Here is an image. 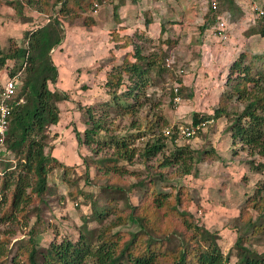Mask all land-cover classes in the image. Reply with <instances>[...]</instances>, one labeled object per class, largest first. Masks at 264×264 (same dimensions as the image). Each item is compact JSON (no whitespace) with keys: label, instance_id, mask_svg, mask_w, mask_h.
<instances>
[{"label":"trees","instance_id":"16d2710c","mask_svg":"<svg viewBox=\"0 0 264 264\" xmlns=\"http://www.w3.org/2000/svg\"><path fill=\"white\" fill-rule=\"evenodd\" d=\"M103 0H13L18 15L25 16L26 11L33 10L49 15L46 23L25 33V44L18 45L10 40V48L4 52L0 45V67H7L8 77H17L18 96L25 102L16 107L10 117V128L5 141V149L12 154L14 160L0 157V221L2 223L14 219L16 213L25 215L29 205L35 201L45 202L50 185L49 173L63 163L51 154L47 140L50 139L52 127L61 121L60 104L69 101V95L51 85H57L60 70L54 62L53 51L60 48L66 40L65 20L76 18L95 10V5ZM100 4V5H102ZM119 5L114 9L118 15ZM226 13L232 14L231 21H236V14L243 17L241 7L236 0H220L217 10L210 2L206 14L207 27L215 26L218 18ZM144 31L136 30L132 35L121 36L114 32V42L123 44L121 49L133 47L119 64L107 74L105 87L110 100L98 108L91 106L86 109L87 120L84 118L85 130L75 128L79 145H93L104 131L109 132L107 119L113 114L118 116H136L148 105V88L155 84L154 72L160 76L166 71L169 59L163 48L158 53H146L143 35L149 32L154 23L149 12H145ZM89 17V16H88ZM86 18L94 25L93 18ZM65 19V20H64ZM264 16L260 17V20ZM86 20V21H87ZM259 20V22H260ZM174 22H169V25ZM162 26V34L167 28ZM123 28H121L122 30ZM170 33V31L168 30ZM262 32V31H261ZM264 35V32H262ZM171 44L172 40L164 41ZM10 62V63H9ZM9 63V64H8ZM227 90L222 99L238 101L242 104L240 112L234 114L228 129L232 143L239 141L247 148L251 156L264 157V53L255 54L243 51L230 67L226 82ZM226 108H218L214 116L200 118L195 115L194 126L203 121L229 117ZM160 121V120H159ZM152 126L150 131H153ZM83 135V137H82ZM138 136L125 139L112 136L110 144L118 152L114 156L88 161L98 168L99 176L112 181L124 176H141L140 172L132 171L129 165L136 161V150L130 149L132 140ZM164 135L154 136L140 150V163L151 165L156 171L149 180H139L133 185L110 184L108 188L123 197L106 199L104 206L92 208L91 216L84 217V222H98L101 228L96 237L88 239L84 232L78 237L65 235L60 237L57 229L54 237L46 247H40L37 237L46 232L41 215L31 227L27 241L20 243V248L9 260L8 264H158L165 261L169 264H232L230 256H226L219 244L220 232L210 231L199 226L194 215L187 209L192 203V195L185 186L170 191L158 189V184L169 180L168 172L173 169L179 177L192 175L196 156L189 146H178L174 143V151L168 154V144ZM106 143V142H105ZM208 154V152H204ZM213 154V152H212ZM211 155V152L210 154ZM201 159V158H200ZM156 160V164H150ZM125 162L126 164H123ZM250 170L264 173V163L248 162ZM65 167V166H64ZM68 169V167L66 168ZM101 174V175H100ZM87 182L91 180L88 176ZM140 187V188H139ZM134 189H141L142 195L138 205L131 203L129 194ZM77 197L84 203L94 204L93 193L80 190ZM245 202L237 218L238 235L234 249L237 250L238 261L235 264H264V252L247 246L264 232V183L246 192ZM100 200V198H97ZM124 201L125 206L118 204ZM7 208L3 206L7 205ZM255 210L258 217L249 215ZM111 216L114 218L109 219ZM109 220V221H108ZM174 223V224H173ZM131 227V230L119 229ZM251 236V237H250ZM60 237V238H59ZM250 240V241H249ZM2 255V254H1ZM2 264H4L2 262Z\"/></svg>","mask_w":264,"mask_h":264},{"label":"rangeland","instance_id":"374dc122","mask_svg":"<svg viewBox=\"0 0 264 264\" xmlns=\"http://www.w3.org/2000/svg\"><path fill=\"white\" fill-rule=\"evenodd\" d=\"M12 1L0 0V45L4 52L10 48L11 39L19 46H24L25 33L43 25L49 18L48 14H40L29 9L25 16H20L14 7L9 5ZM103 1L105 2L100 3L102 7L98 13L91 9L88 13L76 18L64 19L65 43L53 51L54 62L59 67L60 76L57 85H51V88L66 92L70 99L59 105L61 121L57 129L51 130L47 143L52 148L51 154L65 167H58L49 173L48 193L52 192L53 195L48 194L45 197L46 203L35 201L28 206L25 215L16 213L14 219L5 223L0 221V264L2 262L8 264L20 248V243L28 240L31 227L40 215L45 223L43 228L46 230L36 239L40 247L48 245L54 237L53 232L57 229L61 238L67 234L78 237L81 231L87 235L88 239L96 237L101 225L98 222L86 224L84 217L91 216L92 208L107 204L106 199H122V193H116L109 189L108 185L131 186L139 180L147 182L149 180L147 176L156 174L151 165L140 163L138 154L148 140L161 135H164L163 138L168 144V154L174 151V143L181 147L189 146L196 152L197 162L192 175L189 176L179 177L173 169L165 170L168 172L169 180L158 184V189L170 191L175 186L176 193L178 187H187L192 195V203H188L187 209L194 215L199 226L220 232L221 249L226 256H230L231 263L235 264L238 261V253L234 249L238 238L236 226L239 225V220L237 218L243 209L246 192H251L253 188L264 183V173H255L250 170L248 162L254 160L256 164L264 163V157L251 156L248 149L239 141L232 143L228 129L234 114L242 109V104L236 99L224 102L222 96L227 90L226 82L231 63L240 56L242 48L246 47L248 51L255 54L264 53V35H262L264 19L260 20L257 27L245 32L241 29L231 35L228 46L235 48L236 53L231 57L230 62L225 64L221 52L222 38L215 35L217 39H212L208 32L210 27L203 30L208 24L206 14L210 3L207 5L205 14V27H202L204 22L195 21L197 9L191 8L187 14V21L185 19L175 21V25L179 23V26L177 29L171 28L167 35L162 34L159 37L153 32H147L142 40L146 53H158L163 48L164 53L167 57L169 56L166 71L161 76L155 72L153 74L155 84L148 88L150 100L148 105L136 116H118L113 113L107 119L109 132L104 131L100 134L97 137L99 142L90 146L79 145L75 128L83 134L86 128L84 118L87 120L86 109L91 106L98 108L110 100L111 96L108 95L105 87L107 74L114 65L121 62L128 51L133 50V47L119 48L123 41L114 42V32L118 31L123 36L127 29L121 30L122 27L118 25L121 17L120 9L142 0ZM117 5H119L118 15L114 16V8ZM152 11L146 9L144 13H152ZM87 17L93 18L95 24L87 25L86 23H91V19L88 21ZM235 17L237 22L241 16L238 17L236 14ZM144 23L145 16H140L137 24L130 26L132 34L135 29L143 32ZM167 39L172 40V43H164ZM208 40L210 44L207 45H212L211 49L215 50L213 55H208L209 52H205L207 54L204 55V49L201 48ZM216 45L220 46L221 55H216L218 53ZM8 76L7 67H0V85ZM175 88L179 89L177 94ZM178 97L179 103L176 102ZM218 108H226L230 113L229 117L223 116L217 120L203 121L198 127L194 126L195 115H199L200 118L214 116ZM152 126L155 127L153 131H150ZM181 126L194 127L196 130L194 137L190 139L183 137L179 133ZM143 133L145 135L134 138L130 144V149L136 150V161L134 165H129V168L140 172V179L136 176H124L121 179L112 178L110 181L99 176L98 168L88 163L92 159L114 156L118 152V149L110 144L112 136L125 139L130 135L138 136ZM204 152L208 154L201 156ZM210 152L211 155H209ZM0 157L14 160L12 154L3 153V151ZM155 161L153 160L150 164L155 165ZM88 176L91 179L89 183ZM82 189L94 194L96 199L94 204L84 203L81 196L77 197ZM142 192L141 189L130 192L131 203L138 205ZM7 206L8 204L3 208ZM118 206L123 208L124 201H121ZM248 212L249 215L258 217L255 210L251 209ZM113 218L114 216H111L109 219ZM119 229L131 230V227ZM246 245L263 253L264 232ZM21 264L26 263L22 261ZM158 264L169 263L162 261Z\"/></svg>","mask_w":264,"mask_h":264},{"label":"crops","instance_id":"0c3cea01","mask_svg":"<svg viewBox=\"0 0 264 264\" xmlns=\"http://www.w3.org/2000/svg\"><path fill=\"white\" fill-rule=\"evenodd\" d=\"M254 1L260 6L261 9L264 10V0H254ZM210 2L211 0H142L141 2L139 1L138 3H135L131 6L126 5L121 7L120 24L118 25L122 28H127L124 32L125 34L132 35V30H130V26L132 25L134 26V24L136 25L140 16L141 17L145 16L144 11L146 9H150L153 10L152 13L150 12L149 13L152 16L154 23L151 25L149 32H153L155 35H159L160 37L162 35V26L164 24L166 25L169 22H175V21L178 22L180 19L184 21V19L186 20V18L188 17L187 15L189 14L188 11L191 10V8H196L197 15L195 16V21L197 23L204 22V25L202 27H205L206 26L205 14L207 11V5ZM238 5L241 7L244 15L243 17H240L237 22L231 21L230 17L232 14L226 13L224 15L229 25L227 33L225 34L223 39L220 40L223 45L221 48V52L223 53L224 64L227 63L228 61L230 62V60L232 59L231 57H233L236 53L234 52L235 48L228 46L229 45L228 42L230 41L229 39L231 38V35L235 34L238 30L242 29L241 31L245 32L246 30L251 29L253 27H257L259 25L260 17L258 14L253 12L251 8V4L249 2L243 1L241 3H238ZM178 24L179 23H177L176 25L167 24L165 26L167 30L163 35H167L169 33L168 30L170 31L171 28L177 29V27L179 26ZM212 28L213 27H210L208 32L210 33L212 39H217L213 31L211 32ZM135 31L136 29L134 30V32ZM208 43L210 44V40L206 41V43L204 44L205 46L204 47L202 46L201 48L202 50L204 49L203 51L204 55L207 54L205 52H209L208 55H213L215 50L211 49L212 45L211 46L207 45ZM258 44H260V41H258ZM216 48L218 53L215 54L221 55L220 46L216 45ZM242 49L243 50L241 52L247 50L246 47ZM235 60L236 59H234L233 62ZM233 62L231 64H233ZM58 125L52 127V129L53 130L57 129Z\"/></svg>","mask_w":264,"mask_h":264},{"label":"built area","instance_id":"2783aa9c","mask_svg":"<svg viewBox=\"0 0 264 264\" xmlns=\"http://www.w3.org/2000/svg\"><path fill=\"white\" fill-rule=\"evenodd\" d=\"M220 0H211L213 5V9L217 10V4ZM237 3H241L243 1H247L251 4V8L253 12L259 15V17L264 16V10L260 8V6L254 0H236ZM102 6L100 4L95 5V13L99 12V9ZM228 21L225 16H221L218 18L215 26H213L212 31L214 35H217L223 39L225 34L227 33ZM171 64V63H170ZM18 80L17 77L10 78L7 77L5 81L0 85V153H8L5 149V141L10 128V117L13 110L22 105L25 102L24 97L18 96ZM179 92L178 88H175V93ZM176 102H180V98H176ZM179 133L188 139L193 138L196 134V130L194 127H184L181 126L179 128Z\"/></svg>","mask_w":264,"mask_h":264}]
</instances>
